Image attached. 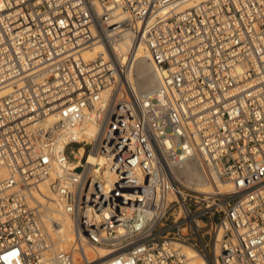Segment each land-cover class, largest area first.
I'll list each match as a JSON object with an SVG mask.
<instances>
[{
  "label": "built area",
  "instance_id": "1",
  "mask_svg": "<svg viewBox=\"0 0 264 264\" xmlns=\"http://www.w3.org/2000/svg\"><path fill=\"white\" fill-rule=\"evenodd\" d=\"M182 1L0 0V264H264V0Z\"/></svg>",
  "mask_w": 264,
  "mask_h": 264
},
{
  "label": "bare ground",
  "instance_id": "2",
  "mask_svg": "<svg viewBox=\"0 0 264 264\" xmlns=\"http://www.w3.org/2000/svg\"><path fill=\"white\" fill-rule=\"evenodd\" d=\"M207 0H184L178 3L175 8L178 11L192 8L197 6L201 2H205ZM131 38L124 37L119 39L115 43V49L121 53L126 54L130 49L132 50L133 64H132V72L134 77V82L138 86L139 89L143 91H148L150 94H153L158 90L160 85L163 83V72L159 69L156 63L152 60L149 55L146 47L144 45H132ZM133 48V49H132ZM104 47L101 43L94 44L88 48H86L83 52V56L86 58L95 57L99 54ZM152 73H156L159 79L155 80V83L150 82ZM154 78V77H153ZM154 82V81H153ZM184 182L187 185L195 186L196 188L202 191H211L212 189H219L223 192H227L231 190V184L227 181H224L222 178L218 176H213L210 180L204 175L201 170L198 162L195 159H190L187 161L185 168L183 170ZM44 190H47L44 188ZM65 228L63 230V237L67 243L73 234L72 224L69 218H66L64 221ZM183 250L186 252L188 256L187 264H206V261L198 252V250L188 244L182 245ZM91 250V252H90ZM87 253L92 255V249L87 248ZM101 256L104 257L108 254L106 251H100ZM42 264H58L55 259L48 255Z\"/></svg>",
  "mask_w": 264,
  "mask_h": 264
},
{
  "label": "rangeland",
  "instance_id": "3",
  "mask_svg": "<svg viewBox=\"0 0 264 264\" xmlns=\"http://www.w3.org/2000/svg\"><path fill=\"white\" fill-rule=\"evenodd\" d=\"M153 77H154V78H153ZM158 77H159V76H158L156 73H152V76H151V80H150V82L155 83V80L160 78V77H159V78H158ZM153 81H154V82H153ZM90 252H91V250H90Z\"/></svg>",
  "mask_w": 264,
  "mask_h": 264
}]
</instances>
